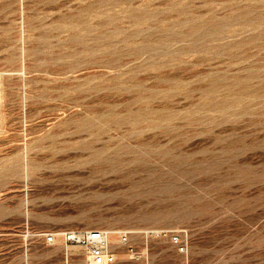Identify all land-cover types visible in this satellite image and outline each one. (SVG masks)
Wrapping results in <instances>:
<instances>
[{
  "label": "rangeland",
  "instance_id": "rangeland-1",
  "mask_svg": "<svg viewBox=\"0 0 264 264\" xmlns=\"http://www.w3.org/2000/svg\"><path fill=\"white\" fill-rule=\"evenodd\" d=\"M93 229L264 264V0H0V264H88Z\"/></svg>",
  "mask_w": 264,
  "mask_h": 264
},
{
  "label": "built area",
  "instance_id": "built-area-1",
  "mask_svg": "<svg viewBox=\"0 0 264 264\" xmlns=\"http://www.w3.org/2000/svg\"><path fill=\"white\" fill-rule=\"evenodd\" d=\"M45 241L48 245H54L57 242L56 234H47ZM63 238L70 246H78L85 250L86 255L90 259L88 264H116L117 257L111 250L108 233L101 229L69 231L64 233ZM123 242L128 241V236L125 234L122 237ZM171 242L180 247L181 251H185L180 237L178 235L171 236ZM104 258V262H99L98 259Z\"/></svg>",
  "mask_w": 264,
  "mask_h": 264
},
{
  "label": "bare ground",
  "instance_id": "bare-ground-1",
  "mask_svg": "<svg viewBox=\"0 0 264 264\" xmlns=\"http://www.w3.org/2000/svg\"><path fill=\"white\" fill-rule=\"evenodd\" d=\"M143 5H144V4H143ZM140 7H141V6H140ZM124 9H125V8H122L121 10H124ZM127 9H128V8H127ZM139 9H144V8H143V6H142V7L139 8ZM139 9H138V10H139ZM119 10H120V8H119L117 11H119ZM146 10H147V9H146ZM130 11H131V10H130ZM134 11H136V10H134ZM134 11H132V12H134ZM144 11H145V10H144ZM104 12H105V11H104ZM132 12H129V13H132ZM138 12H139V11H138ZM138 12H136V13H138ZM126 13H127V12H126ZM141 13H142V12H141ZM108 14H109V13H108ZM105 15H106V13H105ZM134 15H135V13H134ZM107 16H108V15H107ZM262 16H263V15H262ZM108 18H109V17H108ZM141 18L143 19V17H141ZM138 19H140V18H137V20H138ZM150 19H151V18H150ZM111 20H112V19H111ZM146 20H148V19H146ZM146 20H145V21H146ZM151 20H152V19H151ZM138 22H139V21H138ZM204 24H205V23H204ZM195 26H196V25H195ZM195 26H194V27H195ZM212 26H213V25H212ZM66 27H67V26H66ZM68 27H69V26H68ZM70 27H72V26H70ZM71 30H72V29H71ZM71 30H70V31H71ZM79 30H80V29H79ZM212 30H213V29H212ZM214 30H215V29H214ZM73 31H76V30H73ZM203 31H204V30H203ZM188 32H190V31L188 30ZM67 33H68V32H67ZM73 33H74V32H73ZM104 33H106V32H104ZM179 33H181V32H179ZM203 33H204V32H203ZM177 34H178V32H177ZM201 34H202V33H201ZM107 35H108V34H107ZM109 36H110V35H109ZM111 37H112V36H111ZM113 37H114V36H113ZM131 37H132V36H131ZM198 38H199V37H198ZM110 39H112V38H110ZM115 51H116V50H115ZM115 51L112 52V53H115ZM112 53H111V55H112ZM118 54H119V53H118ZM118 54H117V55H118ZM111 55H110V57H111ZM115 55H116V54H115ZM114 57H115V56H114ZM111 58H112V57H111ZM111 58H109V60H110ZM124 60H125V59H124ZM124 60H123V61H124ZM113 61H114V60H113ZM109 63H110V61H109ZM236 82H237V81H236ZM166 84H167V83H166ZM240 85H241V84H240ZM246 85H247V86H246ZM246 85H245V87H248V84H246ZM236 86H237V85H236ZM165 87H166V86H165ZM169 87H170V86H169ZM241 87H244V86H241ZM241 87H239V88H241ZM166 88H167V87H166ZM214 90H215V89H214ZM211 91H212V90H211ZM231 91H232V90H231ZM238 91L240 92L241 90L238 89ZM247 91H248V90H247ZM212 92H214V91H212ZM227 92H228V91H227ZM242 92H243V91H242ZM245 92H246V91H245ZM230 93H231V92H230ZM205 94H207V93H205ZM234 94L236 95V93H234ZM242 94H243V93H242ZM227 95H228V94H227ZM227 95H226V96H227ZM229 95H230V94H229ZM204 96H205V95H204ZM213 96L215 97V95H213ZM243 96H244V94H243ZM243 96H242V97H243ZM209 97H210V96H209ZM214 97H213V100H214ZM227 97H228V96H227ZM232 97H233V96H232ZM235 97H236V96H235ZM240 97H241V96H240ZM240 97H239V98H240ZM246 97H248V95H246ZM205 98H207V97L205 96ZM205 98H204V100H205ZM222 98H224V97H222ZM230 98H231V97H230ZM202 99H203V98H202ZM211 99H212V98H211ZM215 99H216V98H215ZM224 99H226V98H224ZM227 99H228V98H227ZM207 100H208V99H207ZM228 100H230V99H228ZM231 100H233V98H232ZM231 100H230V101H231ZM238 100H240V99H238ZM243 100H244V99H243ZM211 101H212V100H211ZM215 101H216V100H215ZM215 101H214V103H219V102H220V101H219V102H218V101L215 102ZM235 101H236V100H235ZM235 101H234V102H235ZM240 101H241V100H240ZM206 102H207V101H206ZM206 102L204 103V101H203L204 104H207ZM208 102H209V101H208ZM224 102H226V101H223V104H225ZM238 102H239V101H238ZM211 103L213 104V102H211ZM236 103H237V102H236ZM200 104H202V101L200 102ZM204 104H203V105H204ZM209 104H210V103H209ZM212 104H210V105H212ZM226 104H227V103H226ZM228 104H229V101H228ZM243 104H244V103H243ZM246 104H247V102H246ZM250 104H251V103H250ZM207 105H208V104H207ZM220 105H222V104H220ZM216 106H217V104H216ZM222 106H223V105H222ZM224 106H225V105H224ZM226 106H227V105H226ZM244 106H245V105H244ZM205 107H206V106H205ZM217 107H221V106H217ZM217 107H216V108H217ZM231 107H233V106L231 105ZM217 109H218V108H217ZM230 111H232V110H230ZM254 111H255V110H254ZM255 112H256V111H255ZM255 112H254V114H256ZM167 113H168V112H167ZM167 113H165V114H167ZM187 113H189V112H187ZM252 113H253V112H252ZM110 114H111V113H110ZM129 114H130V115H129V116L127 115V117L133 116V115H131V113H129ZM184 114H185V113H184ZM193 114H194V113H193ZM230 114H231V112H230ZM137 115H138V114H137ZM141 115H142V114H141ZM170 115H171V114H170ZM185 115H186V114H185ZM191 115H192V114H191ZM167 116H168V114H167ZM167 116H165V117H167ZM192 116H193V115H192ZM192 116H191V118H192ZM194 116H195V115H194ZM138 117H139V116H138ZM140 117H141V116H140ZM162 117H163V116H162ZM168 117H169V116H168ZM173 117H175V116L173 115ZM131 118H132V117H131ZM159 118L162 119L161 117H159ZM187 118H189V117H187ZM93 119H94V118H93ZM125 119H126V118H125ZM127 119H128V118H127ZM127 119H126V120H127ZM164 119H165V118H164ZM168 119H169V118H168ZM168 119H167V120H168ZM173 119H174V118H173ZM194 119H195V118H194ZM94 120H95V119H94ZM136 120H138V119H136ZM141 120H142V119H141ZM143 120H145V119H143ZM165 120H166V119H165ZM195 120H198V119L196 118ZM169 121H170V120H169ZM129 122H130V120H129ZM135 122H136V121H135ZM137 122H138V121H137ZM194 122H195V121H194ZM133 123H134V122H133ZM133 123H132V124H133ZM151 123H153V122H151ZM88 124H89V123H88ZM128 124H131V122L128 123ZM132 124H131V125H132ZM153 124H154V123H153ZM153 124H152V125H153ZM155 124H156V123H155ZM155 124H154V125H155ZM150 125H151V124H150ZM150 125H149V123H148V126H150ZM157 125H158V124H157ZM132 126H133V125H132ZM171 157H172V156H171ZM10 169H11V168H10ZM10 169H9V170H10ZM14 169H16V168L14 167ZM185 170H186V169H185ZM10 172H12V171L10 170ZM17 174H18V173H17ZM179 175H180V174H179ZM164 188H165V187H164ZM170 190H171V189H170ZM154 215H155V214H154ZM154 217H155V216H154ZM154 219H155V218H154ZM110 230H111V231L107 232V233H108V240H109L110 247L118 246L119 244H121V239L119 240L120 232H119V231H114L115 229H114V230H113V229H110ZM104 231H105V230H104ZM127 233H128V232H127ZM132 233H133V232H132ZM124 235H125V234H124ZM98 261H99V262H104L105 260H104V258H100V259H98Z\"/></svg>",
  "mask_w": 264,
  "mask_h": 264
}]
</instances>
